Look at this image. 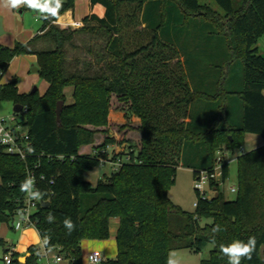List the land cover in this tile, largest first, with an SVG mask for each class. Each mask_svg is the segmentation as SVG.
Returning a JSON list of instances; mask_svg holds the SVG:
<instances>
[{"label":"trees","instance_id":"trees-1","mask_svg":"<svg viewBox=\"0 0 264 264\" xmlns=\"http://www.w3.org/2000/svg\"><path fill=\"white\" fill-rule=\"evenodd\" d=\"M214 2L218 9L200 0H90L91 13L72 29L62 25L76 24L70 11L66 23L64 16L54 22L74 6L64 0L55 15L43 13L30 40L0 46V80L14 57L34 53L38 74L49 84L43 95L20 93L17 79L0 85V100L26 107L19 123L27 127L32 149L24 161L0 145V221L14 229L26 194L20 185L30 172L41 201H49L33 211L34 227L45 247H57L70 264H81L83 239L109 238L113 217L119 218L117 255L105 264H167L170 252H200L207 244L212 248L200 264H228L219 245L250 236L256 251L241 264H264V144L237 156L234 199L222 192L208 199L196 191L197 205L188 211L168 194L178 166L192 169L195 178L214 166L218 151L243 146L247 134L264 140V55L258 48L264 0L238 7L233 0ZM212 44L223 48L217 62L210 61L216 57ZM193 74L217 76L191 84ZM114 99L127 122L138 121L133 129L139 142L122 140L126 146L111 154L107 146L116 138L106 135L97 144L96 137L109 131ZM125 154L131 161L95 184L85 178L102 159ZM228 176L225 162L224 182ZM65 218L76 226L71 233ZM205 218L211 221L201 224ZM216 225L221 230L214 233ZM0 245L4 254L10 251L2 237ZM28 250L26 264H37L40 249ZM18 257L12 252L10 264H21Z\"/></svg>","mask_w":264,"mask_h":264},{"label":"crops","instance_id":"crops-1","mask_svg":"<svg viewBox=\"0 0 264 264\" xmlns=\"http://www.w3.org/2000/svg\"><path fill=\"white\" fill-rule=\"evenodd\" d=\"M63 1L64 0H62V2ZM68 11H70V16L76 22V24L75 25L62 24V25L63 27H70L72 29H77L84 24L83 19L91 13L90 0H74V6L68 9L67 11H65L63 14H61L59 18L64 16V14L67 13ZM20 13L23 14L25 13V11H21ZM43 13L44 12H41L40 16H38V19L41 20V25L35 30L32 29V27H29V24H27L24 20L19 19L17 15V8H11L7 6L3 2V0H0V18L2 23V33H0V46L12 47L17 41L26 42L30 40L40 31V28L43 24L42 22ZM67 18L68 16H64V23H66L65 21ZM35 19L38 20L37 18ZM41 45L42 43L38 44V46ZM213 45L214 44H212V46ZM212 48L215 52L216 57L210 61L217 62L219 61L218 60L219 57L222 58L224 56L223 48L222 46H218V45H215ZM181 59L183 60V57ZM36 67H38L36 54L28 53V54L16 56L12 59L8 69L5 71L3 77L1 78L0 85L9 83L13 79H17L18 91L20 93H29L31 91L30 89L32 86L40 83V77L38 71L34 70V68ZM216 76L217 75L215 74H206V75L193 74L192 77L188 76L187 80L191 84L193 83V81L197 84H203V83L207 84L216 81ZM45 84L46 85L42 89L36 86L40 95H43L49 86L47 81H45ZM191 86L193 87V85ZM257 136L259 137V135L256 134H247L246 135L247 144H252V142L259 141L260 143L256 145V147L263 145L264 140L262 139L261 141V139L257 138ZM99 178H97L96 181ZM96 181H90V182L91 184H95ZM0 183H1V178H0ZM118 227H119V218L113 217L110 219V223H109V231H110L109 238L83 239L81 241V254H82L81 264H92L89 262L88 255L93 250H98L102 254L103 261L100 264H105V261L107 259L114 258L117 255L116 235H117ZM21 231L22 232L19 234V237L14 242L9 239L7 240L4 239L6 241L5 247L10 249V251L19 254L18 257L19 261H20V257L26 256L25 261H20L21 264L27 263V259L31 255L28 249L30 246L33 245L38 247L41 251V255L37 260V264H70L69 260L66 258H64L63 261L60 263L54 262V257L56 254H58V248L57 247L46 248L44 245V241L40 237L35 227L28 226ZM41 246L43 247V249H41ZM188 251L191 253V250Z\"/></svg>","mask_w":264,"mask_h":264},{"label":"rangeland","instance_id":"rangeland-1","mask_svg":"<svg viewBox=\"0 0 264 264\" xmlns=\"http://www.w3.org/2000/svg\"><path fill=\"white\" fill-rule=\"evenodd\" d=\"M244 0H233V3L236 7L240 6ZM202 4L209 5L212 8H217L216 3L214 0H200ZM44 0H39V4H43ZM24 7V9H23ZM21 11H25V13H20ZM41 11L39 10V6L36 8H30L27 5H23L22 7L17 8V15L20 20H24L29 27L32 29H37L41 25V20L38 19L40 16ZM37 18L38 20H36ZM258 48L260 54L264 55V36L258 42ZM40 77V76H39ZM45 80L40 77V83L35 84L34 86L40 87L41 89L45 86ZM32 86L30 90L34 87ZM67 102H72V88H68L67 91ZM14 104L11 101H2L0 100V116H7L11 117L13 115L16 116L18 122L24 120V116L22 113L15 114L13 111ZM113 107L116 108L114 110L115 114H112L113 118L110 122L109 126L107 127L108 132L103 131L99 133L96 137V143L101 144L104 143V139L106 135H111L116 138L118 142L114 144H109L107 146L108 151L112 153H119L124 148L125 140H133L135 142H139V133L133 129L138 124V121L132 119L130 122L126 121L122 117V112L120 105L116 99L113 100ZM20 124V123H19ZM123 126V127H121ZM121 127V128H120ZM27 127L20 124V130L26 131ZM257 138H262L257 136ZM124 140V141H122ZM258 140V139H257ZM122 141V143L120 142ZM260 142L255 141L252 144H247L245 141L244 145L240 148H235L234 150L226 149V158L229 164V176L224 182L223 186H221L220 191L223 193L226 199H234L236 197L235 193L229 192L227 187L229 186H236L237 185V156L244 151L253 149L258 145ZM225 149V148H224ZM110 172V166L108 164H100L90 170L88 173L85 174L86 179L90 181H96L97 178L102 177L104 173ZM194 176L193 171L190 168H186L183 166H178L176 171V177L174 184L169 189V197L172 199L173 202L183 207L185 210L194 211L195 206L194 202L196 201L197 195L196 190L193 186ZM210 193L209 189L207 190ZM210 219H202L201 224L209 223ZM34 227V226H33ZM23 230V229H22ZM22 231H16L10 227V224L6 222L0 221V237L4 238L5 240L9 239L13 242L17 240L19 234ZM6 246V245H5ZM212 248L211 244H207L204 246L200 252L188 251V249H179L174 250L175 258L179 261V264H200V260L202 258H207L209 256V252ZM41 249L43 247L41 246ZM4 254V246L0 245V264H4L2 257ZM190 259V260H189Z\"/></svg>","mask_w":264,"mask_h":264},{"label":"built area","instance_id":"built-area-1","mask_svg":"<svg viewBox=\"0 0 264 264\" xmlns=\"http://www.w3.org/2000/svg\"><path fill=\"white\" fill-rule=\"evenodd\" d=\"M62 0H60V5ZM50 6L54 7V3ZM59 9V8H58ZM57 9V10H58ZM50 13V12H49ZM59 18V17H58ZM58 19L54 22H57ZM26 107L22 106V110L19 113L26 112ZM15 113V112H14ZM18 114V113H15ZM20 124L16 119V116L11 117L0 116V145L4 146L6 151L10 154L17 155L21 160H27L29 153L31 152L30 147V137L26 131H21ZM226 149L220 150L217 152L214 166L210 170H201L197 176L194 178L193 186L194 189L204 198H212L217 193L219 194L221 186H223L224 181L223 176V164L228 162L226 158ZM63 158V156H59ZM131 161V157L128 154H125L123 157H117L115 160L102 159L101 164H108L111 171H116L123 162ZM36 166V165H35ZM29 172V171H28ZM29 175H32L29 172ZM34 177V176H33ZM35 184V183H34ZM210 193H208V190ZM229 192L235 193L238 190V186H229L227 187ZM33 190L34 186H33ZM41 203V199H31L26 193L24 198V203L21 208H19L13 216V227L14 230L19 231L28 226H34L35 222L32 219V213L37 208L38 204ZM197 205V200L194 202V206ZM89 262L92 264H100L103 261V256L98 250H93L88 255ZM3 260L5 264H10L12 261V251L4 254ZM63 261L61 255L56 254L54 257L55 263H60Z\"/></svg>","mask_w":264,"mask_h":264},{"label":"clouds","instance_id":"clouds-1","mask_svg":"<svg viewBox=\"0 0 264 264\" xmlns=\"http://www.w3.org/2000/svg\"><path fill=\"white\" fill-rule=\"evenodd\" d=\"M3 2L11 8H19L23 5H27L30 8H36L39 6L41 12H50L52 15L56 14L57 9L60 7V0H44L43 4H39V0H3ZM54 3V7L50 6ZM35 183V178L32 175L26 176V178L21 182L20 190L29 195L31 199H39L40 192L38 190H33ZM49 222L54 220V217L49 214L47 217ZM65 228L71 233L75 230V224L70 218H65L63 221ZM220 226L216 225L213 228V232H219ZM215 244V241H212ZM257 241L255 236H250L247 242L242 240H235L230 244L219 245V251L223 256L227 257L228 264H241L243 259L250 260L253 253L256 251ZM167 264H179V261L175 258V253L170 252L168 255Z\"/></svg>","mask_w":264,"mask_h":264},{"label":"water","instance_id":"water-1","mask_svg":"<svg viewBox=\"0 0 264 264\" xmlns=\"http://www.w3.org/2000/svg\"><path fill=\"white\" fill-rule=\"evenodd\" d=\"M0 33H2V23H1V18H0ZM35 71H38L39 68L36 67L34 68ZM37 90V87L34 86L33 89L30 91L31 93L35 92ZM62 108H63V101H58L57 103V107H56V115H57V120L58 122H60V116H61V111H62ZM22 110V105L21 104H15L13 106V111L15 113H19L21 112ZM216 197L218 196V193L215 195ZM41 204L44 205V206H48L49 205V201H45V200H42L41 201ZM261 256L263 257L264 256V245L262 246L261 248ZM26 260V256H22L20 257V261H25Z\"/></svg>","mask_w":264,"mask_h":264}]
</instances>
